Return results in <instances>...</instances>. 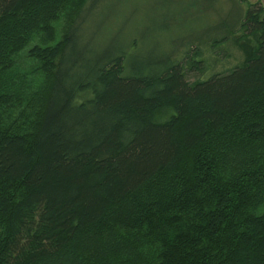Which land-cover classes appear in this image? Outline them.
Wrapping results in <instances>:
<instances>
[{
	"label": "trees",
	"instance_id": "16d2710c",
	"mask_svg": "<svg viewBox=\"0 0 264 264\" xmlns=\"http://www.w3.org/2000/svg\"><path fill=\"white\" fill-rule=\"evenodd\" d=\"M90 1L0 0V264H264V6L189 82L83 42Z\"/></svg>",
	"mask_w": 264,
	"mask_h": 264
},
{
	"label": "rangeland",
	"instance_id": "374dc122",
	"mask_svg": "<svg viewBox=\"0 0 264 264\" xmlns=\"http://www.w3.org/2000/svg\"><path fill=\"white\" fill-rule=\"evenodd\" d=\"M250 4L264 6V0H93L81 22V39L94 50L128 46L143 61L180 60L197 50L204 72H188L187 80H205L240 66L241 44L250 50L257 45L242 25Z\"/></svg>",
	"mask_w": 264,
	"mask_h": 264
}]
</instances>
